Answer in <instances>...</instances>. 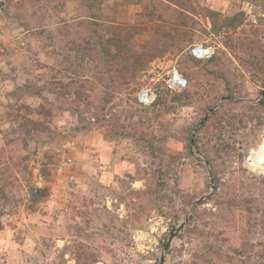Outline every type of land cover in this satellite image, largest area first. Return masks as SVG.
<instances>
[{
  "label": "rangeland",
  "instance_id": "obj_1",
  "mask_svg": "<svg viewBox=\"0 0 264 264\" xmlns=\"http://www.w3.org/2000/svg\"><path fill=\"white\" fill-rule=\"evenodd\" d=\"M0 1V264H264V0Z\"/></svg>",
  "mask_w": 264,
  "mask_h": 264
},
{
  "label": "built area",
  "instance_id": "obj_2",
  "mask_svg": "<svg viewBox=\"0 0 264 264\" xmlns=\"http://www.w3.org/2000/svg\"><path fill=\"white\" fill-rule=\"evenodd\" d=\"M6 53V46L2 41V30L0 28V94L6 91L10 80L8 76L3 73L4 71L2 68L5 63ZM214 53V48L210 46L196 45L191 48V54L199 60L210 59ZM185 85L186 83L183 76L176 70H173L164 80V88L168 91L181 90L185 87ZM158 97V91L153 87H144L137 93V101L144 107L153 105L157 101Z\"/></svg>",
  "mask_w": 264,
  "mask_h": 264
},
{
  "label": "water",
  "instance_id": "obj_3",
  "mask_svg": "<svg viewBox=\"0 0 264 264\" xmlns=\"http://www.w3.org/2000/svg\"><path fill=\"white\" fill-rule=\"evenodd\" d=\"M3 5V2L0 1V7ZM264 95V88L261 92V98L262 96ZM261 98H259L257 101H252L251 99H248V98H243V97H237V96H225L223 98H221L219 100V102L217 104H215L213 107H211L208 112L202 117V119L199 121V123L196 125V127L194 128L193 132H192V135H191V138H190V150H191V154L194 156V157H197L199 158L200 161H202L207 169V173H208V176H209V179H210V188L212 189L213 188V185H214V177H213V174H212V171H211V168H210V165L209 163L204 160L203 158L199 157L195 151V147H194V138H195V134L196 132L198 131V129L205 123V121L209 118V116L215 111L217 110L225 101L227 100H237V101H248L250 103H254V104H259L260 103V100ZM264 160V158H263ZM211 193L207 194V195H203V196H199L197 199H195L193 201V203L191 204L190 206V209H189V212L188 214L186 215L184 221L175 229V233L180 231V229L183 227V225L185 224L186 220L188 219L191 211L193 210L194 206L201 200L205 199V198H208L210 196ZM173 239V235H171L166 244H165V247L163 248V252H162V255H161V259H160V264H164V257L166 255V252L170 246V242L171 240Z\"/></svg>",
  "mask_w": 264,
  "mask_h": 264
},
{
  "label": "trees",
  "instance_id": "obj_4",
  "mask_svg": "<svg viewBox=\"0 0 264 264\" xmlns=\"http://www.w3.org/2000/svg\"><path fill=\"white\" fill-rule=\"evenodd\" d=\"M130 59L131 58H126L125 60H122V62H121V69L123 70V71H128V70H131V71H133V72H135V71H137V70H140L141 68H143V66L146 64L145 62H146V57H140V56H138V58L137 59H135V60H133V59H131V61H130ZM129 62V63H128ZM144 64V65H143ZM263 88H264V81H263ZM231 96V95H230ZM158 100V99H157ZM227 101H232V100H227ZM237 102H239V101H237ZM258 106H260V107H264V96H263V99L261 100V102L259 103V105ZM221 108H222V106L219 108V109H217L216 111H214L213 112V114L211 115V117H209V119L210 118H212V117H217V116H219V120H218V123H217V125H219V128L221 129V132H222V134L223 133H227V132H234V129H235V127L233 126V124L232 123H230L229 121H225L224 122V118H223V116H221L222 114H221ZM208 119V120H209ZM207 121V120H206ZM206 123H204L202 126H201V128H204L206 125H205ZM196 140L197 139H195V146H196V149H197V152H199V153H201V150L198 148V146H197V143H196ZM218 140H220V141H222L223 139H222V136H220L219 137V139ZM220 150L225 154V155H228L229 154V152H230V148H229V146H227V145H223V144H221V147H220Z\"/></svg>",
  "mask_w": 264,
  "mask_h": 264
},
{
  "label": "bare ground",
  "instance_id": "obj_5",
  "mask_svg": "<svg viewBox=\"0 0 264 264\" xmlns=\"http://www.w3.org/2000/svg\"><path fill=\"white\" fill-rule=\"evenodd\" d=\"M258 156L260 157L259 162L262 164V166L259 168L260 171L264 172V148L258 153Z\"/></svg>",
  "mask_w": 264,
  "mask_h": 264
}]
</instances>
